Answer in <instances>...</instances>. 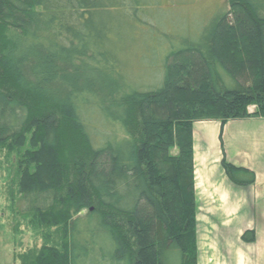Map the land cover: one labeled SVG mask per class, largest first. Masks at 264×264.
<instances>
[{"label": "trees", "instance_id": "trees-1", "mask_svg": "<svg viewBox=\"0 0 264 264\" xmlns=\"http://www.w3.org/2000/svg\"><path fill=\"white\" fill-rule=\"evenodd\" d=\"M163 2L0 0V151L43 239L20 264H197L194 125L264 118V0H228L233 22L181 36L155 28ZM134 30L170 46L149 85L123 68Z\"/></svg>", "mask_w": 264, "mask_h": 264}, {"label": "crops", "instance_id": "crops-1", "mask_svg": "<svg viewBox=\"0 0 264 264\" xmlns=\"http://www.w3.org/2000/svg\"><path fill=\"white\" fill-rule=\"evenodd\" d=\"M224 158L253 171L255 183L234 184ZM194 162L197 264H264V118L230 121L223 130L219 122L196 123ZM248 231L252 242L242 238Z\"/></svg>", "mask_w": 264, "mask_h": 264}, {"label": "rangeland", "instance_id": "rangeland-1", "mask_svg": "<svg viewBox=\"0 0 264 264\" xmlns=\"http://www.w3.org/2000/svg\"><path fill=\"white\" fill-rule=\"evenodd\" d=\"M162 4L163 13L157 16L155 28L163 34L174 35L176 32H181L179 34L181 36L197 33L216 14H227L229 21L233 22V17L229 13L228 0H164ZM145 20L148 21V19ZM176 27H179V31ZM134 32L135 30L125 32L124 43L121 44L122 47H119L125 53L122 60L123 68L126 69L128 79H135L140 85H149V82L153 83L157 80L152 75L160 67L162 51L165 53L170 46L166 41L149 38L147 30L137 38H134ZM227 44L226 42V48ZM2 81L3 76H0V82ZM7 89L9 90L10 87ZM255 110L256 106L249 108L250 113ZM31 151L34 150L31 149ZM16 161L17 156H8L5 151H0L1 264H20L17 260L19 253L33 247H41L43 243V239L35 235L30 219L21 217V214L15 210V201L19 196L14 168ZM87 214L88 210H83L79 215L84 218Z\"/></svg>", "mask_w": 264, "mask_h": 264}]
</instances>
